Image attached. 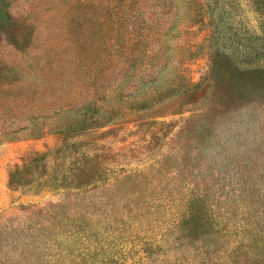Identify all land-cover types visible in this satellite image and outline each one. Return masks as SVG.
<instances>
[{"label": "rangeland", "instance_id": "1", "mask_svg": "<svg viewBox=\"0 0 264 264\" xmlns=\"http://www.w3.org/2000/svg\"><path fill=\"white\" fill-rule=\"evenodd\" d=\"M260 20L0 0V264H264Z\"/></svg>", "mask_w": 264, "mask_h": 264}, {"label": "trees", "instance_id": "2", "mask_svg": "<svg viewBox=\"0 0 264 264\" xmlns=\"http://www.w3.org/2000/svg\"><path fill=\"white\" fill-rule=\"evenodd\" d=\"M257 16L261 19V27L264 30V0H249ZM32 164H25L22 167L16 166L10 171V183L12 186H17L19 183L23 182L26 177H28L29 171L32 170Z\"/></svg>", "mask_w": 264, "mask_h": 264}]
</instances>
